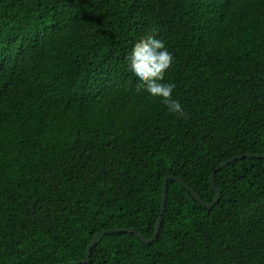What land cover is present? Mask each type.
Segmentation results:
<instances>
[{"label": "trees", "instance_id": "obj_1", "mask_svg": "<svg viewBox=\"0 0 264 264\" xmlns=\"http://www.w3.org/2000/svg\"><path fill=\"white\" fill-rule=\"evenodd\" d=\"M153 29L184 116L128 69ZM247 153H264V0H0V264L151 238L166 176L211 203L212 172ZM215 182L206 208L169 180L156 239L102 234L86 264H264V158Z\"/></svg>", "mask_w": 264, "mask_h": 264}, {"label": "clouds", "instance_id": "obj_2", "mask_svg": "<svg viewBox=\"0 0 264 264\" xmlns=\"http://www.w3.org/2000/svg\"><path fill=\"white\" fill-rule=\"evenodd\" d=\"M128 59V69L137 78V91H147L159 98L174 115L184 116L183 106L173 99L174 83H163L164 75L173 62L164 41L157 38L156 30L134 43Z\"/></svg>", "mask_w": 264, "mask_h": 264}, {"label": "water", "instance_id": "obj_3", "mask_svg": "<svg viewBox=\"0 0 264 264\" xmlns=\"http://www.w3.org/2000/svg\"><path fill=\"white\" fill-rule=\"evenodd\" d=\"M244 157H262L264 158V153H257V154H253V153H247V154H242V155H237V156H233L228 158L227 160L223 161L221 164H219L217 166V168L212 172L211 176H210V182L211 185L213 187V189L216 192V195L213 199V201L211 203H207L195 190L194 188H192L189 184H187L182 178L180 177H175V176H166L164 178L163 181V190H162V199H161V207H160V214L157 220V224H156V229H155V233L151 238H146L144 237L140 232H138V230H136L135 228H113V229H106V230H102L97 232L89 246H88V252H87V256L82 259V260H76V261H70V262H64V263H59V264H86L88 262H90V257H91V253H92V248L96 245L98 238L100 237V235L102 234H109V233H119V232H131L136 234L143 242L145 243H151L152 241H154L156 239V237L158 236L161 224H162V220H163V214L165 211V207H166V200H167V193H168V183L169 180H175L180 182L183 186H185L190 192L191 194L206 208H213L216 203L219 202L220 198H221V190L220 188L216 185L215 182V175L217 171H220L221 169L225 168L229 163H231L232 161H235L237 159L240 158H244Z\"/></svg>", "mask_w": 264, "mask_h": 264}]
</instances>
